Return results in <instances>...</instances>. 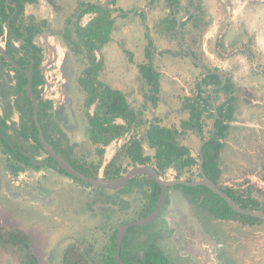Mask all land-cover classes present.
<instances>
[{
    "label": "flooded vegetation",
    "instance_id": "flooded-vegetation-1",
    "mask_svg": "<svg viewBox=\"0 0 264 264\" xmlns=\"http://www.w3.org/2000/svg\"><path fill=\"white\" fill-rule=\"evenodd\" d=\"M103 2L104 0H0V196L9 200L20 212L29 208L38 212V219H29L25 224L30 229L38 228L43 238L33 239L25 226L17 225L28 234L30 249L36 255L38 264L42 261L44 237L49 243L46 250L47 264H61L63 253L70 245L90 264H105L112 236L115 234L116 240L122 225L126 227L119 256L126 264H198L191 253L183 251L175 241L179 224L168 215V194L149 222L131 224L149 215L155 206L154 204L148 209V199L144 197L153 187L143 176L145 174L135 175L118 188L95 186L61 168L44 146L43 141L74 170L86 176L89 173L92 178L119 177L135 164H149L158 172L155 151L149 144L147 131L151 125L165 126L161 76L153 60L154 56L164 54L154 51V42L147 25L146 6L136 4L135 0L133 5L139 8L129 14V10L124 13V8L132 5L129 0H109L105 6ZM162 2L165 12L155 26L157 33L166 37L165 33L158 31V25L168 11L164 7L165 0ZM185 3L186 0L182 4ZM92 4L110 11L113 20L121 22L129 16V19L138 18L143 22L145 36L142 35L141 38L146 39L142 52L145 60L136 63L135 74L126 83H120L118 77L113 85L102 80L101 52L105 46L94 49L92 54L85 47L82 27L96 15V12L88 10ZM189 5L200 7L207 18H210L205 32L212 30L216 35L223 28L225 39H233L234 31L239 28V41L236 42L235 38L229 41L230 48L234 45L239 48L235 56L242 54L247 60H251L258 52L264 58V52L252 47L244 22L240 21L238 26L233 24L237 21L234 17L238 8L247 5L254 10L264 6V0H210L209 5L212 6H208L206 0H189ZM196 10L194 8L193 13ZM187 11L188 9L183 10L179 16ZM148 47L152 50V66L157 72L156 86L148 82L140 68L141 64L147 62ZM249 50L250 52H246ZM93 55L94 64L100 62V66L95 71V76L90 77L87 74L94 72L91 62ZM126 63L130 64V60L127 59ZM86 80H92L91 85L94 86L100 84V90L104 83L120 91L140 122L133 121L127 129L115 128V133L119 129H122V133L115 134L106 144L94 142L88 121V116L93 113V106L88 108L84 102ZM114 122L125 124L124 119L119 116ZM101 128L102 126L98 127ZM135 141L141 146L145 163L135 160L128 151L129 145ZM133 178L140 182L134 185L131 181ZM173 188L180 187H168ZM133 192H139V198L130 204ZM183 194L189 199L184 192ZM0 212L5 215L13 214L2 206ZM196 212L197 206L194 204V214L197 217ZM197 218L213 239L217 264H227L223 253L227 246L222 241L223 236L207 230L203 221ZM78 223H82L79 230L84 234L82 237L77 236L79 233L75 225ZM114 248L115 241L112 257ZM22 255V250L16 253L0 248V258H3L0 264L8 263L12 256L16 257V264H22Z\"/></svg>",
    "mask_w": 264,
    "mask_h": 264
},
{
    "label": "trees",
    "instance_id": "trees-1",
    "mask_svg": "<svg viewBox=\"0 0 264 264\" xmlns=\"http://www.w3.org/2000/svg\"><path fill=\"white\" fill-rule=\"evenodd\" d=\"M164 7L168 8V11L161 19L160 25H158V31L165 33L168 39H177L183 46L177 36V18L187 8L182 4L181 0H165ZM196 7L197 10L195 13L181 22L180 34L182 39L188 43L192 54L199 58L197 52L192 47L195 42L192 44L191 42H200L208 20H205L204 12H202L200 7ZM88 10L96 12V15L82 27V39H84L85 47L89 50V54H92L94 49H101L110 40L114 20L110 15V11L105 8H100L95 4H92ZM187 35L188 40L186 39ZM215 46L217 55L222 56L225 49L222 38L216 40ZM182 51L189 57L183 47ZM246 52H250V50ZM151 54L152 50L148 47L146 50L147 62L141 64L140 68L142 74L148 79V82L156 86L157 72L153 69ZM91 62L94 67V72L87 75L94 77L95 71L99 69L100 62L94 64V55L91 57ZM192 63L197 66L193 61ZM257 67H262L259 73L264 76V63L257 64ZM205 69L208 71L211 70L206 67ZM221 75L223 77L222 84L218 74L209 73L203 75L199 70L195 88L192 89L190 94L185 95L181 102V110L186 112V116L181 118L176 125H151L148 128V141L155 151V166L162 176H165L166 171L172 168L175 171V178H181L184 171H192V168L195 167L197 176L200 177L201 173L198 166L199 155L197 153L194 154L188 146L181 144L180 139L191 134L197 136L202 141L209 136L211 133V122L208 124V120H212L215 107L217 118L214 134L202 146L203 172L220 189L233 198L239 206L264 210L263 188L254 185L248 178H244L242 182L232 183H226L222 180L223 170L220 165L219 155L224 145V140L232 128L231 122L235 119L238 102L241 100L236 90L238 86L233 82L231 77ZM91 84L92 80H86V84H84L85 89H87L84 102L88 108L93 106V113L88 116V121L90 124L89 132L94 142L106 144L115 134L120 135L122 133V129H119L115 133V128L124 127V129H127L133 121L140 122L120 91L104 83H102L103 87L101 90L98 89L100 84L99 86ZM211 87L212 90L209 91ZM154 89L155 87L152 90ZM213 102L215 106H213ZM118 116L124 119L125 124L114 122V119ZM99 126H102V128L98 129ZM128 151L133 154L135 160H138L140 163H145L141 146L137 141L129 145ZM255 160L256 165L249 173H252L260 182L264 183V132L262 138L255 146ZM87 175L92 176L89 173ZM143 176L153 184L150 193L144 195L148 199V209H151L156 202L159 186L149 177ZM185 179L194 180L195 178L188 176ZM131 181L134 185L139 183L135 178ZM177 186L182 189L196 206L207 210L218 219L238 222L244 226H255L264 223L263 218L233 211L222 197L206 186L185 184H179ZM114 241L115 234L112 236L109 256L104 260L105 264H116L112 257ZM0 248L13 250L16 253L22 250V264H38L36 255L30 249V238L28 234L15 225H0ZM61 264L90 263L73 245H70L63 253Z\"/></svg>",
    "mask_w": 264,
    "mask_h": 264
},
{
    "label": "rangeland",
    "instance_id": "rangeland-1",
    "mask_svg": "<svg viewBox=\"0 0 264 264\" xmlns=\"http://www.w3.org/2000/svg\"><path fill=\"white\" fill-rule=\"evenodd\" d=\"M134 1L129 0L132 5L125 7L124 13L129 10L130 14V12L139 8L133 5ZM162 1L137 0L136 4H143L148 8L147 25L154 42V51L163 52L164 54L160 57L154 56V66L161 76V91L166 112L164 123L165 125H176L181 118L186 116V112L181 110V102L183 97L190 94L192 89L195 88L199 67L195 66L190 57L183 53V46L177 39H168L157 33L155 24L165 12ZM181 1L182 3L185 2V0ZM209 3L210 0H206V4L212 6ZM120 4L124 5V3ZM194 8L197 9V7ZM113 15H115V12H113ZM206 15L204 14L205 20L210 19ZM115 17L117 18L116 15ZM129 18L128 16L122 19L121 22L118 19L117 21L114 19V28L110 34V40L104 45L105 47L101 52L103 61L102 80L109 85L116 83L117 77L120 83L128 82L130 80L129 77L135 74L136 63L145 60L142 57L143 46L146 42V39L141 38L142 35L145 36L143 22L139 21L138 18ZM218 23L220 24V22ZM233 24L235 26L239 25L237 21H234ZM238 35L233 36L236 42L239 41ZM222 37H224L222 40L225 49L222 56H218L215 42ZM186 39L188 40V35ZM231 39H225L223 28H220L216 35L213 34L212 30H207L206 32L204 30L200 42L192 41L191 44L195 42L192 47L206 68L217 69L220 74L230 76L238 86L236 90L241 101L238 102L235 119L231 122L232 128L224 140V145L219 155L220 165L223 170L222 180L226 183H232L242 182L244 178H248L254 185L264 189V183L260 182L255 175L249 173L256 165L255 146L262 138L264 132V76L259 73L262 67H257V64L264 62V58L258 52L255 53L254 58H251V60H247L242 54L235 56L239 48L237 45L229 47ZM127 59L130 60V64L126 63ZM210 122L211 120L209 119L208 124ZM199 142V138L191 134L180 139V143L188 146L194 154ZM174 172L172 168L168 169L165 177L173 178ZM188 176L195 179L199 178L195 167L192 168V171H184L181 178L185 179ZM130 197L132 200L129 203L131 204L132 201L135 203L139 198V192L131 193ZM0 206L13 212L12 215H5L0 212V225L8 223L16 226L20 225L21 227L25 226L26 230H28L27 233L33 239L43 238L39 234L38 228L31 227L30 229L25 224V221H30L29 219H38L37 211L34 212L29 208L24 212H20L2 195L0 196ZM196 214L203 221V226L207 230H213L218 235L223 236L222 241L227 246V249L223 250L224 258H227V264H264V223L255 226H243L238 222L218 219L207 210L198 206ZM80 224L82 223L75 225L79 233L77 234L78 237L84 236L79 231L82 228ZM43 240L42 261H40V264H47L46 256L48 253L46 250L49 247V243L47 238L44 237ZM9 263L16 264V257L12 256V259L6 264Z\"/></svg>",
    "mask_w": 264,
    "mask_h": 264
},
{
    "label": "water",
    "instance_id": "water-1",
    "mask_svg": "<svg viewBox=\"0 0 264 264\" xmlns=\"http://www.w3.org/2000/svg\"><path fill=\"white\" fill-rule=\"evenodd\" d=\"M109 0H104L103 5ZM188 11L181 14L177 19V35L181 40L184 50L187 51L190 59L199 67V70L203 75L209 73L218 74L221 84L223 83V77L219 73L217 69L206 70L203 62L194 56L189 48V46L184 42L180 34L181 22L184 18L189 16L194 12V8L189 5V0L185 3ZM212 90V87L209 88V91ZM213 106H215L213 102ZM213 117L210 124L211 133L209 136L204 138L199 142L197 146L196 153L199 155V170L201 176L198 179L194 180H186L184 178H173V179H164L159 173L149 164H135L131 166L124 174L119 177L113 178H105V177H96L92 178L84 175L81 172L74 170L70 164L65 161L62 157L57 155L55 151L45 142L43 141L42 135L41 140L44 142V146L47 149L50 156H52L59 166L64 170L68 171L71 174L76 175L82 180L93 184L95 186H103L108 188H118L126 184L132 177L137 174H145L148 176L153 182L159 185L160 192L158 198L156 200L155 206L152 212L144 218H141L131 224H140L149 222L152 217L156 214L158 209L162 206L166 195L168 194V210L169 217L176 220L179 224L177 228V237L175 239L178 246L183 250L191 253L194 257V260L198 264H217L216 254L213 250V239L211 236L203 229L200 221L194 214V203L190 201L184 194L180 188L168 189L169 186L185 184V185H203L210 188L214 193L218 194L222 197L230 206V208L241 214H246L258 218L264 219V210L256 209V208H243L239 206L233 198H231L225 191L220 189L204 172L202 168L203 164V155H202V146L208 141L214 134L215 130V121L217 118V111L214 107ZM126 225L120 226L115 240V248H114V261L116 264H126L119 256V247L122 242L124 229Z\"/></svg>",
    "mask_w": 264,
    "mask_h": 264
},
{
    "label": "clouds",
    "instance_id": "clouds-1",
    "mask_svg": "<svg viewBox=\"0 0 264 264\" xmlns=\"http://www.w3.org/2000/svg\"><path fill=\"white\" fill-rule=\"evenodd\" d=\"M234 19L237 20V23L244 22L247 36L252 41V47L259 52H264V6L253 10L247 5H243L237 9ZM238 34L239 28L234 31L233 35Z\"/></svg>",
    "mask_w": 264,
    "mask_h": 264
}]
</instances>
